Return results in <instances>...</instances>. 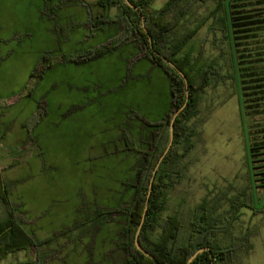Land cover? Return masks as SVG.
<instances>
[{
    "label": "rangeland",
    "instance_id": "obj_1",
    "mask_svg": "<svg viewBox=\"0 0 264 264\" xmlns=\"http://www.w3.org/2000/svg\"><path fill=\"white\" fill-rule=\"evenodd\" d=\"M35 1L0 0V167L12 184L10 199L29 233L38 240L51 238L41 247L50 252L47 264H129L131 257L121 247L128 241L123 234L126 216L114 213L99 222L93 215L133 201V188L126 184L136 179L151 148L148 140L163 118L151 123L146 114L170 107L164 72H146V64L137 60L140 55L127 64L110 52L95 64L93 74L58 63L32 77L53 44L45 43L43 27L31 25L34 31L28 26ZM167 1L154 0L152 7L160 9ZM227 4L237 27L238 51L234 46L229 56L228 43L207 34L211 20L191 44L202 47L209 59L222 46V72L235 74V79L212 84L203 93L198 116L189 121L197 125L195 146L182 159L183 171L168 192L163 218L179 210L188 226L206 196L218 199L217 211L226 214L229 198L245 191L242 198L251 208L243 207L230 232L220 236L224 244H237L232 264H264V180L255 175L264 171V162H254L262 150L258 145H264V0ZM215 5L212 0L200 4L190 21ZM84 82L88 92L80 89ZM97 82L100 87L93 88ZM245 107L253 111L250 118ZM124 119L127 125L119 130ZM91 142L97 148H88ZM12 150L19 151L18 158L2 159ZM3 213L0 207V217ZM35 257L32 248L3 261L17 264Z\"/></svg>",
    "mask_w": 264,
    "mask_h": 264
},
{
    "label": "trees",
    "instance_id": "obj_2",
    "mask_svg": "<svg viewBox=\"0 0 264 264\" xmlns=\"http://www.w3.org/2000/svg\"><path fill=\"white\" fill-rule=\"evenodd\" d=\"M208 1L210 0H168L162 8L154 9L152 0H130L141 10L145 26L153 39L155 50L175 63L186 75L188 81L189 100L175 120L173 143L159 166L147 215L139 231L140 245L151 253L160 264H187L189 258L203 247L210 248L214 257L211 258L210 253L204 251L190 264H232L237 244L234 242L224 244L220 235L230 232L231 226L238 219L243 207L251 208V204L242 198L245 195V191H243L239 195L229 198V208L226 214L217 211L218 199L212 200L206 196L196 206L188 226L183 225L179 210L168 215L167 218H163V213L169 202L168 192L179 180L183 171L180 166L182 159L195 146L194 139L198 136L197 125L189 124V121L198 116V107L203 93L212 84L229 78L235 79V74L222 72L223 66L220 60L226 55L222 46L218 45L217 47L220 49L218 56L209 59L204 55L202 47L191 44L198 31L211 20L207 34H212L214 41L218 40L222 44L227 42L230 48L229 56L235 53L234 46H236V52L238 51L237 27L235 28L236 24L230 16L231 11L227 0H212L216 3L213 9L205 16L201 18L195 16V19L190 21L199 5ZM100 4L106 7H117L119 14L112 20L104 17L99 21H90L91 26L101 29L105 23L116 22L121 28L120 33L87 52L61 54L59 57L52 53H46L38 62L36 68L38 73H33L32 77H40L47 68L58 63L80 64L96 60L130 39L136 41L143 50L144 56L162 68L168 76L170 107L148 140L151 148L138 168L136 179L132 183L126 184L129 188H133V201L130 206H119L110 211L99 210L93 215V218L99 222L107 220L114 213L125 215L126 225L123 227V234L126 235L128 241L123 242L121 247L131 257L127 260L128 263L157 264L137 249L135 240L142 220L151 176L169 143L171 116L186 102V84L181 74L153 52L149 37L142 26L141 17L136 10L131 8L125 0H100ZM188 22L195 24L190 27ZM218 32H221L220 37L217 36ZM237 58L236 62L241 66L238 55ZM246 107L244 112L250 118L253 111H248ZM258 148H262V150L255 154L258 161L254 162H264V145L261 147L258 145ZM180 149H182V153ZM254 168L260 169L261 166H254ZM255 175L258 176L257 179L264 180V171L255 172ZM260 176L263 177L259 178ZM262 186L264 187V183ZM11 187L12 184L5 180L0 169V202L4 211L0 217V264L8 255L28 251L32 248L36 251L35 259L30 258L20 264H47L50 252H42L41 247L51 241V238L46 241L38 240L23 227L24 218L17 212L16 206L10 199ZM179 205L181 206L182 203ZM159 230L160 232L157 234ZM244 235L248 240L249 235Z\"/></svg>",
    "mask_w": 264,
    "mask_h": 264
},
{
    "label": "crops",
    "instance_id": "obj_3",
    "mask_svg": "<svg viewBox=\"0 0 264 264\" xmlns=\"http://www.w3.org/2000/svg\"><path fill=\"white\" fill-rule=\"evenodd\" d=\"M36 5L33 7V20L28 25L30 29L34 30L32 26L43 27V39L46 44H50L53 41L52 46H48L50 48L45 49V53L52 54H72L78 52H87L93 48H96L98 45L102 43H106L111 38L115 37L120 33L121 28L116 22H108L102 25V28L99 29L97 27L91 26L90 21H99L104 17L106 19L112 20L116 18L119 14V10L115 6L106 7L100 4V0H37L35 1ZM154 0H152L153 4ZM112 54L117 55V59L126 60L127 64L133 62L134 57L140 55L137 60L142 61L146 64L147 71L152 70L153 68H159L161 72H164L162 68L155 65L151 60L144 56L143 50L138 45V43L132 39L126 41L121 44L116 49L112 50ZM110 53V52H109ZM109 53L104 56L91 61H86L80 64L76 63H63L65 65L73 64L74 66H78V69L82 70V74L86 76V74H93V68L96 63L101 59H105L109 56ZM143 54V55H141ZM65 68H69V66H64ZM52 68V67H51ZM164 78L167 82V95L170 98V80L168 76L164 72ZM94 84V83H93ZM99 82L95 83L93 88H99ZM80 89L82 92H88L90 87L86 86V82L81 84ZM161 94V93H160ZM168 109H165L160 114L156 113H148L147 116L151 119L149 121L151 123L159 121L164 113ZM126 119L121 121L118 129L124 128L127 125ZM144 127L147 128V124L145 123ZM142 128V129H144ZM144 129V131H146ZM123 131V130H122ZM4 140L3 135L0 132V142ZM117 141H120L118 139ZM126 142V141H125ZM97 144L91 142L88 148L94 149L97 148ZM104 152H107L106 144L102 143L100 146ZM115 149L118 148V145L113 146ZM125 147V146H124ZM7 152V151H6ZM108 153V152H107ZM19 151L12 150L7 155H4L2 159L10 160L19 157ZM1 169V167H0ZM0 207L2 208V204L0 202ZM16 256V254L8 255L7 259H11L10 257ZM5 261V260H4ZM2 261V264H4ZM26 261V259L18 261L17 264Z\"/></svg>",
    "mask_w": 264,
    "mask_h": 264
},
{
    "label": "water",
    "instance_id": "obj_4",
    "mask_svg": "<svg viewBox=\"0 0 264 264\" xmlns=\"http://www.w3.org/2000/svg\"><path fill=\"white\" fill-rule=\"evenodd\" d=\"M126 3L131 7L133 8L134 10H136L140 17H141V22H142V26L146 32V34L148 35L149 37V42H150V46H151V49L153 50V52L161 57L167 64H169L172 68H174L179 74H181V76L184 78L185 80V84H186V102L185 104L183 105V107H181L178 111L175 112L174 116L172 117V120H171V129H170V139H169V143L167 145V148L165 150V152L162 154V156L160 157L159 161H158V164L156 166V168L154 169L153 171V174L151 176V180H150V184H149V189H148V193H147V198H146V202H145V206H144V210H143V214H142V220H141V223L139 225V229H138V232L136 234V247L138 250H140L141 252H143L145 255H147L148 257H150L152 260H154L157 264H160L157 259L151 254L149 253L148 251H146L139 243H138V237H139V231L141 230L142 226H143V223H144V220H145V217L147 215V211H148V207H149V202H150V198H151V195H152V188H153V184H154V181H155V176H156V173L158 172V169H159V166L161 165L162 161L164 160L165 156L167 155L168 151L170 150L171 146H172V143H173V139H174V124H175V120L177 118V116L179 115L180 112L183 111L184 107L186 106L188 100H189V90H188V81H187V77L186 75L183 73V71L175 64L173 63L172 61H170L166 56L160 54L158 51L155 50V47H154V44H153V39L152 37L149 35V31L148 29L146 28L145 26V19H144V16L141 12V10L133 5L130 0H125ZM204 251H207L210 253V257L213 258L214 257V254L211 252L210 248L208 247H203V248H200L199 250H197L193 256H191L188 260V263L187 264H190L191 262H193L201 253H203Z\"/></svg>",
    "mask_w": 264,
    "mask_h": 264
}]
</instances>
